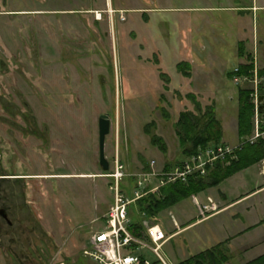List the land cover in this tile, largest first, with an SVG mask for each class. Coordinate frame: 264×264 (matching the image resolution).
Instances as JSON below:
<instances>
[{
	"label": "rangeland",
	"instance_id": "rangeland-1",
	"mask_svg": "<svg viewBox=\"0 0 264 264\" xmlns=\"http://www.w3.org/2000/svg\"><path fill=\"white\" fill-rule=\"evenodd\" d=\"M241 65L248 68L238 78H248L238 87L264 94V0H0V264H96L83 252L106 226V175L118 158L129 175L120 189L132 196L152 161L156 173L182 164L178 113L213 106L220 143L250 137L254 128L238 137L229 77ZM103 114L107 172L99 163ZM155 134L166 153L152 144ZM263 161L161 213L171 264L212 248L221 264H237L230 240L264 218V192L229 210L223 200L261 186ZM158 184L153 177L147 187ZM194 198L217 211L203 219ZM135 203L130 214L140 219Z\"/></svg>",
	"mask_w": 264,
	"mask_h": 264
},
{
	"label": "built area",
	"instance_id": "built-area-1",
	"mask_svg": "<svg viewBox=\"0 0 264 264\" xmlns=\"http://www.w3.org/2000/svg\"><path fill=\"white\" fill-rule=\"evenodd\" d=\"M239 68L235 67L234 73ZM235 75L234 84L238 87L248 77ZM257 83L256 85H258ZM255 85V86H256ZM252 102L255 105L253 118V134L244 139L235 147L227 144H215L206 148H199L198 152L182 164L174 166L169 171L164 169L156 173L152 168L155 161L151 162V169L143 171L136 177L135 191L132 196H127L121 189L120 183L129 175L125 172L124 166L116 158L114 168L107 178L113 181L111 190L113 193V202L105 218L106 226L97 231L91 238L89 245L83 254L89 260L96 264H171L163 252V247L170 240V236L165 233L161 225L155 221L147 219L144 214L140 217V232L135 234L131 231L133 219L130 214V206L148 193L156 191L165 183L175 182L177 180L185 181L188 176H205L210 167L218 161L237 159L236 151L245 143H255L259 140L264 141V113L259 110L260 93L257 88L251 89ZM262 171L264 174V161ZM153 177L159 178L157 187L149 188L148 182ZM195 206L199 216L203 219L209 214L217 211L218 206L210 201L208 204L201 203L194 198ZM208 214V215H206Z\"/></svg>",
	"mask_w": 264,
	"mask_h": 264
},
{
	"label": "trees",
	"instance_id": "trees-1",
	"mask_svg": "<svg viewBox=\"0 0 264 264\" xmlns=\"http://www.w3.org/2000/svg\"><path fill=\"white\" fill-rule=\"evenodd\" d=\"M238 56L242 58L243 52ZM177 67L184 76H191L190 65L187 62L181 61L177 64ZM239 68L237 74L232 70L229 77L233 78L235 74L242 75L246 73L248 67L241 65ZM260 76H264V70L260 71ZM250 92L249 90L237 87V133L240 140L249 136L253 130L252 118L254 116V106L250 101ZM197 110L202 112L199 104ZM174 125L179 138L182 159H188L196 154L199 148H206L219 144L222 141L223 133L221 122L217 118L215 107L213 106L207 107L201 115L193 111H182L178 113ZM151 142L161 152H167V144L158 134L151 136ZM236 156L237 159L235 160L218 161L208 169L207 174L203 177L193 175L188 176L185 181L177 180L175 182L165 183L156 191L150 192L140 198L135 203L136 211L140 215L144 214L147 219L160 223L161 213L165 210L171 209L184 200L191 199L209 188L218 187L236 173L258 164L264 159V142L257 141L253 144L245 143L236 151ZM173 167L174 164H167L164 170L169 171ZM144 170L148 171L149 167L145 166ZM132 219L133 225L131 231L139 234L141 229L140 219L136 217ZM216 253H218L216 248L208 249L186 260L180 261L179 264H221L224 256L219 258ZM247 264H264V254Z\"/></svg>",
	"mask_w": 264,
	"mask_h": 264
},
{
	"label": "crops",
	"instance_id": "crops-1",
	"mask_svg": "<svg viewBox=\"0 0 264 264\" xmlns=\"http://www.w3.org/2000/svg\"><path fill=\"white\" fill-rule=\"evenodd\" d=\"M259 8L260 7L253 5L249 9H252L253 12H255ZM256 165H258V164H256ZM1 189H2V187H1ZM260 192L261 193L264 192V183L261 186L256 187L254 190H252L250 193H248L245 196L240 195V196H238V198H236L235 200H233L231 202H227V201L223 200V203L227 206L226 209H228V210L233 209V208H236V207L246 203V201L254 198ZM251 196H253V197L249 198ZM208 199H209V197H208ZM211 200H213V199L211 198ZM259 201H260V198L258 199V202ZM254 207H256V204L254 205ZM249 210H251L250 207L247 208V211H245L247 214H244V215H246L248 217L252 216V213L248 212ZM230 241H232L233 245L236 247L235 251L240 253V256H241V258L238 260L237 264H247L248 262H250V261L256 259L257 257L263 255L264 254V218L262 220H258V219L253 220V223L251 226L246 227L244 230L237 232V234L234 235V238H231ZM255 250H258V254H255L253 256H249Z\"/></svg>",
	"mask_w": 264,
	"mask_h": 264
},
{
	"label": "water",
	"instance_id": "water-1",
	"mask_svg": "<svg viewBox=\"0 0 264 264\" xmlns=\"http://www.w3.org/2000/svg\"><path fill=\"white\" fill-rule=\"evenodd\" d=\"M259 110L264 112V95L259 96ZM110 132V119L109 115L103 114L99 117V163L103 171L109 170V163L105 156L106 137ZM0 214L7 219V214L1 210Z\"/></svg>",
	"mask_w": 264,
	"mask_h": 264
},
{
	"label": "flooded vegetation",
	"instance_id": "flooded-vegetation-1",
	"mask_svg": "<svg viewBox=\"0 0 264 264\" xmlns=\"http://www.w3.org/2000/svg\"><path fill=\"white\" fill-rule=\"evenodd\" d=\"M1 210H4V209H0V212H1ZM1 215V214H0Z\"/></svg>",
	"mask_w": 264,
	"mask_h": 264
}]
</instances>
